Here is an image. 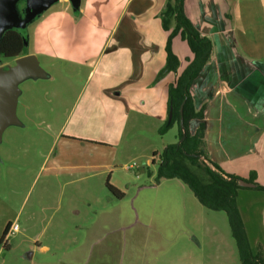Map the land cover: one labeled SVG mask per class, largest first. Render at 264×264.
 Here are the masks:
<instances>
[{
  "label": "rangeland",
  "instance_id": "1",
  "mask_svg": "<svg viewBox=\"0 0 264 264\" xmlns=\"http://www.w3.org/2000/svg\"><path fill=\"white\" fill-rule=\"evenodd\" d=\"M18 6L25 16V0ZM35 21L19 30L26 46ZM13 63L3 58L0 67ZM45 70L49 78L18 85L20 125L0 142V240L8 224L18 225L0 241V264H71L77 257L91 264H241L225 212L203 206L180 179L156 181L161 159L154 153L179 141L177 125L162 134L152 124L128 128L115 149L56 140L75 94L63 88L60 70ZM87 155L109 165L77 167ZM201 167L191 168L205 181ZM238 202L251 242L264 243V192L244 188Z\"/></svg>",
  "mask_w": 264,
  "mask_h": 264
},
{
  "label": "crops",
  "instance_id": "2",
  "mask_svg": "<svg viewBox=\"0 0 264 264\" xmlns=\"http://www.w3.org/2000/svg\"><path fill=\"white\" fill-rule=\"evenodd\" d=\"M166 2L81 0L76 8L71 0H56L36 20L27 43L31 50L25 49V55L36 57L46 78L45 68L60 70L63 88L75 94L56 140L65 135L115 149L128 128H161L167 123L169 86L194 56L176 36L172 48L179 70L157 79L174 28L170 18L169 31L164 28ZM185 9L214 45L211 61L191 88L196 108L206 105L210 159L225 174L243 180L254 173V184L264 188V0H186ZM87 156L77 167L109 165L97 162V155L93 160ZM83 260L70 262L91 264Z\"/></svg>",
  "mask_w": 264,
  "mask_h": 264
},
{
  "label": "trees",
  "instance_id": "3",
  "mask_svg": "<svg viewBox=\"0 0 264 264\" xmlns=\"http://www.w3.org/2000/svg\"><path fill=\"white\" fill-rule=\"evenodd\" d=\"M186 0H167L165 10L161 16L166 31H169L168 18L174 21V28L170 32L166 51L167 59L165 67L159 72L157 79L167 76L171 72H178L180 60L174 54L172 48L173 39L180 35L186 41L193 60L178 76L175 84H171L168 90L169 112L173 111L172 123H165L159 132L165 133L173 126H178V138H182L181 107L183 105V118L186 128V138L181 144L168 145L160 154V163L157 169L156 181L162 179H180L197 197L199 202L213 211L226 213L231 233L235 239L241 264H264V243L251 242L245 220L238 202L240 190L244 189L239 184L241 178L225 174L218 164L209 156L207 145V124L205 121L206 105L200 109L195 106L191 93L193 83L198 79L205 66L211 61L214 45L210 37L204 36L193 24L186 14ZM25 55V41L19 30H8L0 41V60L3 58L15 59ZM193 123H196L194 129ZM157 152L154 156H157ZM202 164L204 177H200L191 167ZM209 163V164H208ZM191 166V167H190ZM249 182L255 183V174H251ZM107 189L118 198L123 194L109 181ZM256 189H264L256 184ZM11 224H8L3 232L1 242L7 237Z\"/></svg>",
  "mask_w": 264,
  "mask_h": 264
},
{
  "label": "water",
  "instance_id": "4",
  "mask_svg": "<svg viewBox=\"0 0 264 264\" xmlns=\"http://www.w3.org/2000/svg\"><path fill=\"white\" fill-rule=\"evenodd\" d=\"M22 0H0V41L8 30L25 29L34 22L51 4L56 0H25V16H22L19 9V2ZM73 5L78 8L81 0H71ZM47 74L39 66L34 55H25L16 59L14 65L0 67V142L4 131L11 125H20L16 115L17 102L19 97L18 85L29 78H46ZM182 138L178 144H181L186 138V128L183 118V105L181 107ZM173 111L169 112L167 124L172 123ZM209 164V163H208ZM241 187L255 188L253 182L241 179ZM32 257V252L27 254V258Z\"/></svg>",
  "mask_w": 264,
  "mask_h": 264
},
{
  "label": "built area",
  "instance_id": "5",
  "mask_svg": "<svg viewBox=\"0 0 264 264\" xmlns=\"http://www.w3.org/2000/svg\"><path fill=\"white\" fill-rule=\"evenodd\" d=\"M17 231H18V225L17 224L11 225V227L9 228V231H8V235L9 234H14Z\"/></svg>",
  "mask_w": 264,
  "mask_h": 264
}]
</instances>
